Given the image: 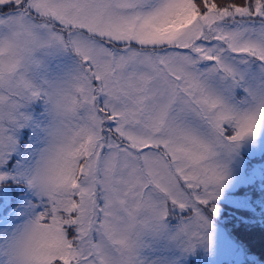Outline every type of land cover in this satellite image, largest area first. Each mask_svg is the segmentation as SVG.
Segmentation results:
<instances>
[{
	"label": "snow or ice",
	"instance_id": "snow-or-ice-1",
	"mask_svg": "<svg viewBox=\"0 0 264 264\" xmlns=\"http://www.w3.org/2000/svg\"><path fill=\"white\" fill-rule=\"evenodd\" d=\"M0 9V184L42 204L0 264H147L148 237L210 243L228 161L264 130V0Z\"/></svg>",
	"mask_w": 264,
	"mask_h": 264
},
{
	"label": "rangeland",
	"instance_id": "rangeland-1",
	"mask_svg": "<svg viewBox=\"0 0 264 264\" xmlns=\"http://www.w3.org/2000/svg\"><path fill=\"white\" fill-rule=\"evenodd\" d=\"M6 11L0 9V12ZM71 62V57H62L55 62L56 67H63ZM44 106L34 104L32 112L42 113ZM23 139L31 142V131L25 129ZM229 177L222 189L220 199L216 202L219 214L215 215L209 230L211 242H205L193 250H186L168 235L148 237L142 249V257L147 264H264V238L254 230L257 224L264 223V130L255 137L246 138L228 161ZM8 187L10 180L5 182ZM14 190L13 204L9 212L0 213V240L15 232L27 219V214L35 205H41V197L25 183V191L21 187ZM21 184V183H18ZM6 186L0 185V188ZM17 197V198H16ZM6 204H1L3 209ZM234 211L235 219L246 221L252 227L249 239H242L233 233L225 224V217L230 219ZM230 214H229V213ZM179 214V213H178ZM179 221L170 217V227L174 228ZM261 223V224H262ZM264 231L262 227H258ZM0 252V259H3Z\"/></svg>",
	"mask_w": 264,
	"mask_h": 264
},
{
	"label": "trees",
	"instance_id": "trees-1",
	"mask_svg": "<svg viewBox=\"0 0 264 264\" xmlns=\"http://www.w3.org/2000/svg\"><path fill=\"white\" fill-rule=\"evenodd\" d=\"M236 211V208L234 210L233 207V211L232 214H230V219L225 217V224L227 227H229V229L235 233L238 237L242 238V239H249L250 240V236H253L252 233V227L246 222L248 221L249 216H246L247 218L243 219V220H238L235 219V217H237L236 213L234 212ZM260 222V224L255 227V231L257 232L258 236L261 237V239L264 238V231H260L257 230L259 229L258 227H262L264 229V223Z\"/></svg>",
	"mask_w": 264,
	"mask_h": 264
},
{
	"label": "flooded vegetation",
	"instance_id": "flooded-vegetation-1",
	"mask_svg": "<svg viewBox=\"0 0 264 264\" xmlns=\"http://www.w3.org/2000/svg\"><path fill=\"white\" fill-rule=\"evenodd\" d=\"M13 171H15V169H13ZM11 182V185L8 187L6 184H0L2 186H6L4 188H0V205L1 204H6L5 207L3 209H0V213L2 212H9L11 210V208H13V204L14 203H10V204H7L8 203V200L9 199H12V196H13V192H14V188L12 186V183H13V180H10ZM15 187L16 189L18 187H21L22 191H25V187H24V183H21V184H15ZM14 189V190H13ZM17 198V197H16ZM1 216V214H0Z\"/></svg>",
	"mask_w": 264,
	"mask_h": 264
}]
</instances>
